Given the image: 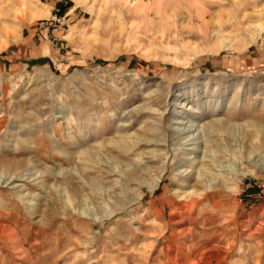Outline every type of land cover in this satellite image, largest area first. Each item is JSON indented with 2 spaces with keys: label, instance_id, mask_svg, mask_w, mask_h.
Masks as SVG:
<instances>
[{
  "label": "rangeland",
  "instance_id": "1",
  "mask_svg": "<svg viewBox=\"0 0 264 264\" xmlns=\"http://www.w3.org/2000/svg\"><path fill=\"white\" fill-rule=\"evenodd\" d=\"M28 2L0 0V264H264V0Z\"/></svg>",
  "mask_w": 264,
  "mask_h": 264
},
{
  "label": "bare ground",
  "instance_id": "2",
  "mask_svg": "<svg viewBox=\"0 0 264 264\" xmlns=\"http://www.w3.org/2000/svg\"><path fill=\"white\" fill-rule=\"evenodd\" d=\"M24 3L26 4V7H30V4L28 2V0H24ZM223 22V21H222ZM222 22H221V25H222ZM224 29H223V25L221 26V29L220 31L222 32ZM192 121V120H190ZM194 121H192L193 123ZM231 127V126H230ZM232 128V127H231ZM179 131L180 130H184L185 128H181V126L178 127ZM198 129V128H197ZM190 135H187V136H184V138H187L189 137ZM262 142V141H261ZM256 144V143H255ZM261 144V143H260ZM253 149L256 151V150H262L264 149V143L259 145V146H255L253 147ZM255 151H252V152H255ZM4 164V163H3ZM20 164H21V161H14L13 163H8L7 165H5V168H18L20 167ZM2 165V164H1ZM203 176V173L201 172L200 174V178ZM1 182V181H0ZM224 186V185H223ZM212 187V186H211ZM205 186H198V187H193L192 190H189L187 191L183 196H182V199L183 200H187V201H190L192 203L195 204H198L200 202V197H202L205 193ZM207 192V191H206Z\"/></svg>",
  "mask_w": 264,
  "mask_h": 264
}]
</instances>
